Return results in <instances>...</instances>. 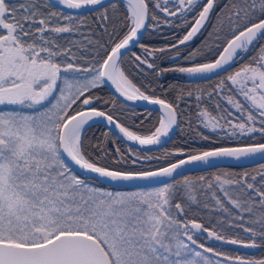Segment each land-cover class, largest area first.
Returning a JSON list of instances; mask_svg holds the SVG:
<instances>
[{
  "label": "snow or ice",
  "instance_id": "obj_1",
  "mask_svg": "<svg viewBox=\"0 0 264 264\" xmlns=\"http://www.w3.org/2000/svg\"><path fill=\"white\" fill-rule=\"evenodd\" d=\"M58 2L68 9L102 4V0ZM198 2L178 0L175 11L169 10V0H153V6L168 17H175L179 12L183 19ZM216 3L217 0H205L191 29L170 46L171 50L185 45L201 31ZM129 6L127 33L105 51L102 60L95 62L98 67L83 68L78 64L83 57L72 51L78 42L68 41V46H63L57 40L60 34L78 32L84 23L83 17L56 9L51 0L44 3L23 0L19 5L0 0V105L20 106L0 110V264H264V258L232 256L203 243L198 245L203 252L193 247L197 244L194 239L197 232L246 248L264 246V213L253 218L257 204L264 209V165L255 174L243 172L235 174L236 178L231 173L216 175L206 183H203L205 177L199 178L200 191H211L215 182L224 197L222 200L212 192L216 204L228 214L219 223L240 228L247 234V240L229 238L222 229L206 228L196 219H180L186 206L174 203L178 197L186 198L188 208L198 203L195 182L188 177L182 181L161 182V186L147 190L111 191L98 186V182L104 181L172 177L182 166L207 162L210 158L264 157V143L255 142L212 147L189 153L186 159L156 170H135L132 166L138 161L153 157L138 156L131 148L128 149L130 156H125L119 147L108 149L106 137L94 144L86 143L85 126L90 120L106 117L109 124L114 122L111 115L97 109L95 103L100 98L92 95V89L105 79L128 100L149 101L162 107L163 117L150 135L141 136L116 124L129 141H138L140 145L159 144L161 137L167 136L177 124L179 102L194 96L193 91H185L183 87L178 88L175 102L149 96L125 74L120 67L121 50L136 42L149 19L148 0H129ZM44 8L49 11H43ZM226 18L231 38L216 59L159 69L157 74H214L248 52L255 42L264 40V0H243V7L233 5ZM102 19H108L106 9ZM151 19L157 20L154 13ZM184 23L189 21L184 19ZM168 50L145 48L148 56ZM200 54V49H196L184 59H194ZM179 55L177 51L176 56ZM69 58L72 62H67ZM135 59L137 68L141 63L149 69L156 68L147 58ZM82 72L89 73L91 78H75ZM225 81L235 86L227 91L235 92L246 102L232 94L225 96L234 112L222 108L215 99L225 91ZM205 96L213 102L215 114L201 106ZM195 99L197 118L205 128L225 131L229 137L248 135L255 139V134H259L264 138V45L248 63L228 74L210 91L197 89ZM201 139L209 137L201 134ZM175 153L183 155L185 150L179 148ZM65 155L79 167L80 174L73 170ZM225 200L239 210L238 215H232ZM244 213L249 214L247 221ZM246 223L252 226L245 227ZM205 253H213L223 260H213Z\"/></svg>",
  "mask_w": 264,
  "mask_h": 264
},
{
  "label": "trees",
  "instance_id": "obj_2",
  "mask_svg": "<svg viewBox=\"0 0 264 264\" xmlns=\"http://www.w3.org/2000/svg\"><path fill=\"white\" fill-rule=\"evenodd\" d=\"M9 2L19 5L23 2V0H9ZM204 2L205 0H199L194 10L187 13L186 17L182 19L179 12H177L175 17H168L165 13H162L158 9L154 8L153 0H148L149 25L147 31L142 41L121 58L120 67H122L125 74L136 86H138V88L154 97H159L169 102H175L179 87H183L185 91L191 90L194 92L193 97H185L179 102V107L177 108L179 126L176 135L166 146H169L173 153L170 155V158L163 160L161 163H158L153 167H140L137 164L132 166L135 170L155 169L180 158L186 157L189 153L208 150L212 147L245 145L255 142L264 143V138H261L259 134H255V139H252L248 135L241 137H229L225 135V131L220 130L218 132H213L206 129L197 118L198 109L195 99L197 89H202L205 92L210 91L215 84L224 79L228 74L237 71L243 64L248 63L253 56L258 54L260 46L264 45V40H258L248 54L241 60L237 61L231 69L209 80L190 81L179 72H164L160 75L157 74L159 69L172 68L175 66H191L193 63L210 62L218 56L219 52L226 44V41L231 38V32L229 30L226 17L231 11L233 5L243 7V0H217L212 13H210L208 21L205 23L201 31L191 41L186 42L185 45H180L176 50L170 49L172 44L177 43L178 40L182 39L183 36L191 29L193 19L194 17H197L198 12L202 10V4ZM41 3H44V0H41ZM167 6L170 11H175L179 7L178 0H169ZM105 9L107 10V21L102 19V13ZM43 11L47 12L49 9L44 8ZM153 13L157 18L156 21L151 19ZM72 15L74 17H83L84 23L80 25L78 32L60 34L57 37V40L63 46H68V41L78 42L76 45L72 46V51L75 52L78 57H83V59L78 60V64L83 68L98 67V64L95 62L102 60L104 58L105 51L110 50L112 44L117 42L127 33L130 23L128 8L122 1L111 2L92 12ZM259 16L260 14L257 12L255 18L258 19ZM217 17H221V20L218 21ZM165 19H168L170 22L168 24L163 23ZM184 19H187L189 23L185 24ZM214 29H217L218 31ZM89 41H92L93 43H89ZM97 41L99 42L98 44L94 43ZM141 45L144 47H141ZM145 48L149 50L168 48L169 50L163 53L157 52L152 56H148L145 52ZM196 49H200V55L194 59H184V57ZM177 51L180 54L179 56H176ZM135 57H140L141 60L147 58L150 63H153L156 66V68L149 69L147 65L143 63H141L139 68H137L136 65L138 62ZM67 62L72 61L69 58ZM69 75L71 77V74ZM85 76H90V74L87 72L78 73L75 78H83ZM170 85H175L176 87L170 88ZM101 86L98 85L96 88L92 89V93L96 90H103V110L115 115L126 127L139 132H150L159 125V112L131 107L118 99L104 83L101 84ZM228 88L233 87L229 81H225V91L215 99L216 102L221 104L222 108L230 111V109L227 108L228 104L224 97L229 94H236L235 92L229 93L227 91ZM201 106L207 107L210 112L215 114L216 110L214 108V104L209 101L206 96L203 98ZM103 129L106 128L103 126ZM201 134L209 137V139H201L200 141H197L198 138H201ZM107 148L111 149L110 142H107ZM125 148L126 147L123 149ZM179 148H183L185 150V154H174L175 150ZM122 153H124L125 156L131 155L126 149L124 151L122 150ZM111 159L112 157H109V160ZM105 163H108V161H105ZM261 165H264V161L250 165H223L215 168L186 173L173 179L176 181H182L184 177H188L195 182V187L198 190V203L192 204L190 208L187 207L186 198L179 199L178 197L177 201H174V203L180 202L183 206H186V211L182 216H180V219H196L197 222L204 224L206 228L216 231H220L222 229L224 234L229 238L247 240V234L240 228H232L228 227L226 224L222 225L219 223L220 221H225L228 218V214L224 213L220 206L216 204L215 198L212 196V192L215 191L216 195L220 196L222 200H224V197L222 193L217 190L218 186L215 182L211 191H200L202 182L199 178L205 177V182L203 183L213 180L216 175L224 173L234 174L233 178H236L235 174L243 172L255 174L259 171ZM77 174L80 173L77 172ZM256 183L259 184V177H257ZM98 186L112 191L136 190L111 187L103 184L102 182H98ZM205 205H207V207H205ZM225 205L232 210L233 216L239 214V210L235 209L230 204H227L226 200ZM262 213H264V209L260 208L257 204L254 208L253 218ZM243 215L245 217V221H247L249 219V214L244 213ZM251 226L252 225L250 224H245V227ZM194 239H197V244L193 245L197 251H204L198 246L200 243H203L206 247H211L216 251L232 256L239 255L245 258L254 259L264 258V246L258 248H246L242 245L230 244L224 241L216 240L215 238L209 237L207 233L203 232H197ZM205 255L209 256L213 260H223V257H215L213 253H205ZM225 264H227V262H225Z\"/></svg>",
  "mask_w": 264,
  "mask_h": 264
},
{
  "label": "water",
  "instance_id": "obj_3",
  "mask_svg": "<svg viewBox=\"0 0 264 264\" xmlns=\"http://www.w3.org/2000/svg\"><path fill=\"white\" fill-rule=\"evenodd\" d=\"M114 1H122L127 6L129 14L131 15L130 6H129V0H102V4L101 5L88 6V7L82 8V9H68L67 7L59 4L58 0H51V2L53 4H55L56 8L61 9V10L65 11V12H68V13H72V14H83V13H87V12H92V11H94L96 9H99V8L109 4L111 2H114ZM148 25H149V19L145 22V27L139 31L138 39L136 40V42L130 44L126 49H122L121 50L122 51L121 58L128 51L132 50L137 44H139L142 41V39H143V37H144V35H145L146 31H147ZM255 44H256V42L254 43V45ZM253 46L250 47L249 51L251 50V48ZM248 52L242 53L238 58H236L233 62H231L230 65H226L224 70H218L214 74H200V75H195V76L188 74V79L190 81H204V80L212 79V78H214V77H216V76L228 71L229 69H231L235 65V63L237 61L241 60L244 56H246L248 54ZM104 84L122 102H124V103H126V104H128L130 106H136V107H140V108L156 110V111H158L160 113L161 118L163 117L164 113H163V109H162V107L160 105L153 104V103H151L149 101L128 100L125 96H123L116 89V86L114 84H112L111 81L105 79ZM160 99H162V98H160ZM98 110H100V109H98ZM100 111H102V110H100ZM107 114L110 115L109 113H107ZM113 121L114 122L112 124H109L107 119H106V117H94L92 120L89 121L88 125L89 124H93V123L103 124V126L105 128L111 130L115 135L120 137L126 143H128L129 145H131V146H133L135 148L142 149V150L157 149V148H160V147L166 145L174 137V135H175V133L177 131L178 125H179V117L177 116V124L173 126V128L169 131L167 136L161 137V141H160L159 144H155V145H140L138 141H129L127 139V137L124 136V134L122 132H120L119 128L116 127V124L118 123V124L123 125L121 122H119L114 117H113ZM235 146H243V145H235ZM65 159L73 167V170L81 173V170L79 169V167L76 166L70 159H68L66 157V155H65ZM180 159H186V157H183V158H180ZM178 160L173 161L171 163H175ZM262 161H264V157H261L260 155H256V156H252V157H242L240 159H235V158H230V157L210 158V160L207 161V162L197 161V162H193V163H190V164H186V165L182 166L180 169H178L177 173H174L172 177H158V178H153V179H150V180H136V181H125V182L104 181L102 183L107 185V186L116 187V188H129V189L152 188V187L161 186V182H170L173 179H175V178H177V177H179L181 175H184L186 173H190V172H195V171L215 168V167H219V166H223V165H250V164H255V163H258V162H262ZM166 166H168V164H166L164 166H161V167H166ZM161 167H158V168H161ZM158 168L149 169V170H156ZM84 175H87V176H90V177H94L95 176V174H90V173H85Z\"/></svg>",
  "mask_w": 264,
  "mask_h": 264
},
{
  "label": "flooded vegetation",
  "instance_id": "obj_4",
  "mask_svg": "<svg viewBox=\"0 0 264 264\" xmlns=\"http://www.w3.org/2000/svg\"><path fill=\"white\" fill-rule=\"evenodd\" d=\"M122 68V67H121ZM91 77V76H90ZM130 79V78H129ZM103 84V83H102ZM101 86V84H100ZM102 87V86H101ZM138 87V86H137ZM103 88V87H102ZM141 90V89H140ZM143 91V90H141ZM146 95H149V96H152L150 94H148L147 92L143 91ZM93 96L95 97H99V101L95 103V106L97 107V109H100L102 111H105L103 110V90L102 91H94L93 93ZM154 97V96H153ZM79 103V102H78ZM124 103V102H123ZM126 104V103H125ZM128 105V104H127ZM100 106V107H98ZM130 106V105H129ZM75 107V106H74ZM131 107H136V106H131ZM138 109H144V110H151V109H145V108H140V107H136ZM152 111H156V110H152ZM107 112V111H105ZM158 112V111H157ZM108 113V112H107ZM177 113H178V109H177ZM111 116H113L114 118H116L119 122L120 120L113 114L109 113ZM160 115V113H159ZM179 117V116H178ZM160 119H161V115H160ZM123 124V123H122ZM124 125V124H123ZM125 126V125H124ZM159 126V125H158ZM157 126V127H158ZM179 126V125H178ZM126 127V126H125ZM105 128V127H104ZM130 129V128H129ZM178 129V128H177ZM132 131H135L138 135H141V136H146V135H150L151 132L153 131H150V132H139V131H136V130H133V129H130ZM177 132V131H176ZM176 135V133H175ZM174 135V136H175ZM105 137L107 138V142H110V147L111 149H114L115 147H119L121 152L122 150L124 151L125 149L128 151L129 148H131L132 150V153H135L136 155L138 156H146V157H153L152 160H145V161H142V162H139L138 161V165L140 167H153L154 165L158 164V163H161L163 160L165 159H169L170 158V155H167L168 153H172L171 149L168 147H166L170 142L171 140L174 138H172L166 145L160 147V148H157V149H151V150H142V149H138V148H135L131 145H129L128 143H126L124 140H122L120 137H118L117 135H115L111 130L109 129H103V124H100V123H93V124H89L86 126V132H85V139H86V143L87 144H94L96 143L97 141L99 140H104ZM201 138H198L197 141H200ZM124 147H126L125 149H123ZM89 151H91V148H89ZM129 153V152H128ZM176 154V153H174ZM161 167V166H160ZM79 173V172H78Z\"/></svg>",
  "mask_w": 264,
  "mask_h": 264
},
{
  "label": "rangeland",
  "instance_id": "obj_5",
  "mask_svg": "<svg viewBox=\"0 0 264 264\" xmlns=\"http://www.w3.org/2000/svg\"><path fill=\"white\" fill-rule=\"evenodd\" d=\"M130 15V14H129ZM185 77H188V74L187 73H182ZM85 77H87V78H91L90 76H85ZM85 77H83V78H77V79H84ZM71 78V77H70ZM231 84V83H230ZM232 87H233V89L235 88V86L234 85H231ZM236 94V93H235ZM234 97L236 98V99H240L241 100V102H243V103H246L244 100H243V97H241V96H239L238 94H236V95H234ZM20 106H4V105H0V110H9V109H12V108H19ZM227 108H229L230 109V111H235V109H233L230 105H228V107ZM22 110H24V111H30V109H27V108H23ZM237 115H239V113H236ZM203 125V124H202ZM204 126V125H203ZM206 129H208V130H211V129H209V128H206ZM212 131V130H211ZM218 131H220L219 129L217 130V131H215V132H218ZM108 190H110V189H108ZM136 190H140V189H136ZM145 190H147V189H145ZM112 191V190H111ZM117 191H135V190H117Z\"/></svg>",
  "mask_w": 264,
  "mask_h": 264
}]
</instances>
